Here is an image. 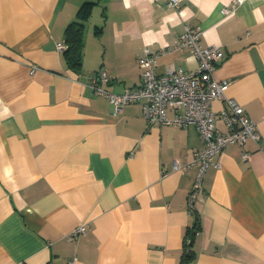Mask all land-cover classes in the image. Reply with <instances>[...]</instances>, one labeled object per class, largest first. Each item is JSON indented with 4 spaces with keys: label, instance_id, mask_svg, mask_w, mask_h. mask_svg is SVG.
I'll return each mask as SVG.
<instances>
[{
    "label": "crops",
    "instance_id": "1",
    "mask_svg": "<svg viewBox=\"0 0 264 264\" xmlns=\"http://www.w3.org/2000/svg\"><path fill=\"white\" fill-rule=\"evenodd\" d=\"M234 2L0 0V264H179L187 234L191 264H264V0ZM73 21L83 24L79 68L64 53ZM185 24L223 52L213 75L260 134L214 156L196 213L195 126H148L140 102L115 112L91 85L102 67L104 89L136 86L144 48L171 45ZM170 63L197 66L183 48L160 55L156 73ZM211 107L225 130L227 101ZM79 224L86 231L69 239Z\"/></svg>",
    "mask_w": 264,
    "mask_h": 264
},
{
    "label": "built area",
    "instance_id": "2",
    "mask_svg": "<svg viewBox=\"0 0 264 264\" xmlns=\"http://www.w3.org/2000/svg\"><path fill=\"white\" fill-rule=\"evenodd\" d=\"M234 1L235 4H240L243 0ZM180 2L181 0H167V5L178 9ZM223 11L227 12L228 9L224 8ZM56 47L59 51L65 49L62 41H57ZM183 48H189L197 60L194 69L184 70L170 63L163 73H156L160 55ZM222 58L223 52L219 48L203 46L200 43V31L185 24L183 31L171 45L156 50L144 48L137 59L140 80L136 86L127 87L119 93L104 89L99 83L109 80L110 76L102 67L96 71L91 81L93 90L105 95L113 104L115 112L127 103L140 102L141 113L148 126H195L203 140V146L192 153L191 161L186 165L197 166L193 185L187 195V209L190 212L195 210L202 193V180L207 168L210 165L218 166L214 156L221 153L228 143L242 146L250 139L258 141L260 138L256 122L244 113L242 106L233 99L224 97L228 82L216 79L213 75V70ZM214 99H224L228 103L229 111L221 110V117L227 125L225 130L217 127L211 107ZM247 155V151L241 152L243 159ZM174 168L178 169L177 163H174ZM85 231V225L79 224L67 237L76 239ZM185 242L191 243V240L186 238ZM72 263L73 260H68L63 264Z\"/></svg>",
    "mask_w": 264,
    "mask_h": 264
},
{
    "label": "trees",
    "instance_id": "3",
    "mask_svg": "<svg viewBox=\"0 0 264 264\" xmlns=\"http://www.w3.org/2000/svg\"><path fill=\"white\" fill-rule=\"evenodd\" d=\"M92 2H84L78 11V17L84 19L89 11V7ZM82 30L83 24L78 22H71L65 30V40L68 44L67 49L65 50L66 58L68 62L75 68H79L81 65V48H82ZM192 213H196L195 210ZM198 223V222H197ZM198 224L194 226L193 234L197 231ZM190 233V231H189ZM192 234H187L183 240V252L181 255V260L179 264H191L194 253L192 250V241L191 243L185 242L186 238L192 240Z\"/></svg>",
    "mask_w": 264,
    "mask_h": 264
}]
</instances>
